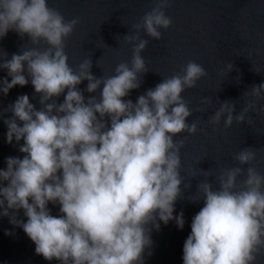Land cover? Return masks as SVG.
Here are the masks:
<instances>
[{
    "label": "clouds",
    "instance_id": "1",
    "mask_svg": "<svg viewBox=\"0 0 264 264\" xmlns=\"http://www.w3.org/2000/svg\"><path fill=\"white\" fill-rule=\"evenodd\" d=\"M171 2L155 0L123 36L132 45L131 63H119L114 75L96 77L91 55L74 69L65 51L78 17L66 20L47 0H0V39L14 31L35 45L10 59L0 49V68L11 77L10 82L0 80V92L7 95L17 85L26 86L30 77L41 105L37 109L23 94L0 111V118L12 113L4 119L7 142L23 140L19 151L25 154L6 158V170L0 169V216L22 227L36 254L48 261L144 264L145 250L153 244L149 225L159 230L158 220L165 225L175 220L181 230L185 226L183 212L173 215L176 201L184 196L185 140L174 138L198 132L197 122H186L193 112L182 94L197 87L208 72L189 61L135 103L124 99L140 88L143 74L150 71L142 56L149 41L141 33L162 39L160 29L173 25L166 14ZM42 41L48 46L39 47ZM233 68L229 63L227 74ZM85 80L84 91H99V96L85 97L77 87ZM243 95L251 99L239 114L235 101H223L210 123L223 121L225 128L244 123L264 100V83ZM202 103L211 105L212 99L205 97ZM256 158L252 147L243 148L234 157L239 166L221 169L218 188L210 179L197 185L202 195L189 200H203L204 206L192 219L183 264H257L264 256V174L255 166L243 167ZM201 172L211 176L209 170ZM241 176L245 179L238 185ZM184 187L190 189L191 183ZM50 202L60 206L62 215L51 214ZM21 209L27 222L17 218Z\"/></svg>",
    "mask_w": 264,
    "mask_h": 264
},
{
    "label": "water",
    "instance_id": "2",
    "mask_svg": "<svg viewBox=\"0 0 264 264\" xmlns=\"http://www.w3.org/2000/svg\"><path fill=\"white\" fill-rule=\"evenodd\" d=\"M47 2L66 20L80 19L73 34L65 41V51L74 69H78V65L91 55V71L96 77L114 75L119 63H131L132 45L127 44L123 36L131 33L132 25L155 6V0ZM166 14L173 19V25L167 30L160 29L162 39L156 40L141 33L149 41L142 56L150 71L143 74L140 88L132 90L124 99L135 103L140 95L155 88L163 78L180 72L189 61L202 65L208 76L198 81L197 87L186 89L182 94L193 112L186 122H197L198 132L195 135L182 133L174 138L185 140V146L181 149V175L184 179L181 189L184 196L176 201L173 213L174 216L184 213L185 226L181 230L175 220L167 225L158 220L159 230L149 225L153 244L145 250L144 264H183V247L191 233L192 219L204 206L203 200L193 203L189 199L202 195L197 185L205 179H210L218 188L217 177L221 169L239 166L234 159L236 153L252 147L257 152V158L252 165L243 167L255 166L264 174V100L258 101V110L250 112L244 123H234L231 128H225L223 121L220 125L210 123L221 102L235 101V114H239L251 99L243 94L253 85L264 83V0H172ZM47 46L42 41L39 47ZM31 47L35 45L28 36L21 38L14 31H9L6 37L0 39V49L8 53V59L14 53L20 54L23 48ZM229 63L234 68L227 74ZM24 74L27 76L26 71ZM4 78L11 81L7 70L0 68V80ZM28 79L26 86L17 85L7 95L0 92V111L23 94L29 96L37 109L41 107L31 78ZM87 85L88 81L85 80L77 86L86 98L100 95L99 91H84ZM65 95L66 92L58 98L59 103L64 101ZM205 97L212 99L211 105L202 103ZM200 108H206V111H198ZM11 116V112H4L3 118H0V169L4 170L7 168L6 158H23L25 155L19 151L23 140L19 143L13 140L12 144L7 142L8 128L4 119ZM201 169L209 170L211 176L206 177ZM244 179L245 176L238 177V185ZM189 183L190 189L184 187ZM48 207L52 215H62L58 204L50 202ZM17 218L27 222L22 209ZM35 247L22 227L11 224L10 217L0 216V264H61L59 260L48 261L42 255H37ZM148 252L152 255H148ZM257 264H264V256L258 259Z\"/></svg>",
    "mask_w": 264,
    "mask_h": 264
}]
</instances>
